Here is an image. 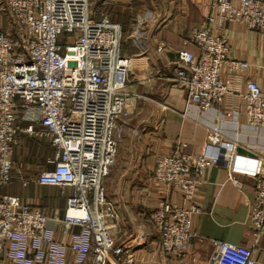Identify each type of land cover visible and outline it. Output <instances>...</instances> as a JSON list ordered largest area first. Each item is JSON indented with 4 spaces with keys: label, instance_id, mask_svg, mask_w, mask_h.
<instances>
[{
    "label": "built area",
    "instance_id": "obj_1",
    "mask_svg": "<svg viewBox=\"0 0 264 264\" xmlns=\"http://www.w3.org/2000/svg\"><path fill=\"white\" fill-rule=\"evenodd\" d=\"M5 5L13 28H0V187L11 177L17 132L48 140L53 153L36 182L72 189L61 221L64 230L80 226L73 235L75 247L88 241L87 264H134L143 234L115 240L119 213L103 185L115 161L122 119L132 108L125 89V56L120 53L121 25L107 15L97 17L89 0H5ZM226 21L241 22L264 35V0H210L208 14L190 33L199 54L187 48L177 51L173 78L186 92L185 105L194 104L200 111L214 108L227 92L223 64L246 65L228 60ZM163 48V43L157 45L159 52ZM242 100L246 123L264 126V91L255 81L246 80ZM21 119L28 120L26 126ZM219 139L215 131L207 135V140ZM227 156L229 167L234 151ZM218 161L215 155L175 150L156 157L153 176L166 188H179L188 200L200 186L204 169ZM254 187L250 222L264 233V176L256 177ZM197 211L199 206L192 203L177 205L166 198L157 202L149 220L164 253L181 256L186 251L195 235L190 216ZM47 219L45 211L18 194L0 193V264H28V254L46 239ZM47 241L50 263L57 262L63 245ZM212 246L203 264L257 262L249 245L214 240ZM75 247L71 264L81 261L75 260Z\"/></svg>",
    "mask_w": 264,
    "mask_h": 264
},
{
    "label": "crops",
    "instance_id": "obj_2",
    "mask_svg": "<svg viewBox=\"0 0 264 264\" xmlns=\"http://www.w3.org/2000/svg\"><path fill=\"white\" fill-rule=\"evenodd\" d=\"M209 1L91 0L97 10L103 8L111 20L120 23V53L132 60L125 75L132 108L122 119L118 155L104 179L106 195L119 213L115 240L143 234L142 243L134 250V264H203L211 255L214 240L249 245L256 264H264V233L253 228L249 217L255 179L264 176V126L246 123L242 100L248 79L264 91V35L238 22L224 23L228 60L246 65L223 64L221 77L227 92L214 108L200 111L194 104L185 105L186 92L173 78L179 49L199 54L190 33L208 14ZM0 28L8 32L13 28L5 0H0ZM159 43L164 44L162 52L157 50ZM20 123L26 126L28 120ZM33 125L38 127L37 122ZM213 131L220 137L218 142L207 140ZM13 148L20 152L16 157L12 154L11 177L0 193L18 194L23 202L48 215L46 239L28 254V264H71L76 246L73 235L80 226L64 230L61 220L66 198L73 191L36 182L38 172L48 167L46 158L53 148L48 140L23 131L17 132ZM175 150L219 157L218 163L204 169L200 186L188 200H183L179 188H166L153 176L156 157ZM230 151L234 157L228 167ZM31 173L33 177H27ZM162 198L177 205L199 206L190 216V230L195 235L181 256L162 251L160 236L149 220L150 211ZM47 238L49 244L63 245L57 262L50 263ZM87 246L88 241H83L81 247H75V260H81L77 264H87Z\"/></svg>",
    "mask_w": 264,
    "mask_h": 264
},
{
    "label": "rangeland",
    "instance_id": "obj_3",
    "mask_svg": "<svg viewBox=\"0 0 264 264\" xmlns=\"http://www.w3.org/2000/svg\"><path fill=\"white\" fill-rule=\"evenodd\" d=\"M90 1V5H91V7H92V10L94 11V12H96V13H99V12H101V13H103V15H107L108 16V14H107V12H106V10H104L103 8H101V9H99V10H97L96 9V7H94V3H92L91 2V0H89ZM125 57H127V56H125ZM129 67H130V65H129ZM122 135V134H121ZM121 138V137H120ZM119 142V141H118ZM117 147H118V144H117ZM19 150H18V152L16 151V148H15V150H14V148H13V155L15 154V157L16 156H18L19 155ZM117 152H118V148H117ZM116 152V156L118 155V153ZM116 156H115V160H116ZM120 157V156H119ZM115 162V161H114ZM32 175H34V173H31L30 175H28L27 177H33ZM111 177V176H110ZM108 180H110V178L108 179ZM110 182V181H109ZM112 184H114L113 182H111ZM103 185H104V187H105V185H106V181H105V179L103 178ZM115 231H118L117 230V228L115 229Z\"/></svg>",
    "mask_w": 264,
    "mask_h": 264
},
{
    "label": "bare ground",
    "instance_id": "obj_4",
    "mask_svg": "<svg viewBox=\"0 0 264 264\" xmlns=\"http://www.w3.org/2000/svg\"><path fill=\"white\" fill-rule=\"evenodd\" d=\"M231 22H238V21H231ZM238 23H241V22H238ZM241 24H243V23H241ZM243 25H245V24H243ZM131 64H132V60L129 59L128 57H125V66H126L127 69L129 67V65H131ZM70 213L73 214V213H76V211L71 210Z\"/></svg>",
    "mask_w": 264,
    "mask_h": 264
}]
</instances>
